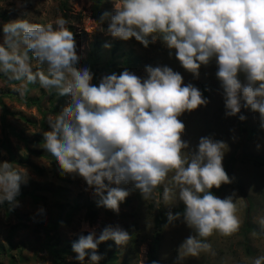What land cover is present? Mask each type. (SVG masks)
Listing matches in <instances>:
<instances>
[{
    "label": "clouds",
    "instance_id": "obj_1",
    "mask_svg": "<svg viewBox=\"0 0 264 264\" xmlns=\"http://www.w3.org/2000/svg\"><path fill=\"white\" fill-rule=\"evenodd\" d=\"M28 2L17 0V6L26 7ZM105 21L113 38H134L145 48L160 39L175 50L180 66L194 78H199L202 65L215 59L225 116L248 108L259 114L264 130V0H118L113 12L102 13L98 23ZM66 25L62 17L55 20V27L22 18L0 25V74L21 82L14 89L20 97L37 83L49 94L70 97L68 106L48 120L43 149L60 175L82 178L85 191L91 189L99 197L97 206L117 214L129 195L122 185L132 184L148 200L173 173L164 200L178 189L184 210L168 212L165 227L182 217L196 233L180 244L177 259L211 252L207 238L214 232L231 236L239 230L235 200L240 198L235 192L220 198L211 191L233 182L223 167L228 145L205 136L193 151L181 138L185 125L179 117L206 106L208 100L166 65H146L143 79L125 69L92 84L91 70L78 66L75 36ZM256 147L259 150L260 145ZM28 178L26 168L0 160V205L7 203L10 211L19 207L17 197ZM38 214L43 216L44 210L38 209ZM82 231L88 234L71 245L79 264L86 260L99 264L103 256L98 246L105 241L123 246L132 238L119 225L106 226L98 237L86 224ZM252 264H264V256Z\"/></svg>",
    "mask_w": 264,
    "mask_h": 264
},
{
    "label": "rangeland",
    "instance_id": "obj_2",
    "mask_svg": "<svg viewBox=\"0 0 264 264\" xmlns=\"http://www.w3.org/2000/svg\"><path fill=\"white\" fill-rule=\"evenodd\" d=\"M118 0H29L26 7H18L17 0H0V25L16 19H27L33 23H53L64 18L67 26L75 31L76 49L81 68L94 70L86 61L97 57L96 74L91 81L98 84L101 77L127 69L135 75L146 78V65L168 66L183 76L184 84L191 83L208 100L206 106L184 112L179 119L185 125L182 139L195 150L201 137L210 136L224 141L228 148L224 153L223 167L233 182L211 189L220 198L235 192L239 230L231 236L217 232L207 238L211 252H201L198 257L178 260V248L189 236L196 235L182 221L164 227L158 246V264H252L254 258L264 256V238L253 230L264 228V164L257 161L264 158V130L259 126V114L242 107L246 119L238 122L237 116L226 117L222 89L215 73V59L209 65L201 66L199 78L185 71L175 58V50H169L160 39L149 48H144L134 38L127 41L107 34L108 21L99 24L104 12H113V3ZM118 42L119 49L113 54L111 48ZM109 45V47H105ZM132 49L143 58L142 66L125 64L123 53ZM169 51L172 55L169 56ZM33 70L36 62L33 60ZM244 79V78H243ZM242 79V81H243ZM20 81L7 82L0 78V160L13 162L28 170V181L22 184L25 194L18 199L19 207L0 209V264H56L47 244V236L57 235L59 246H66L69 252L64 258L67 264H79L70 247L88 225L98 237L108 225H119L129 232L128 244L116 245L115 257L108 264H146L150 243L154 236V222L159 214L167 218L168 212L180 203L178 189H173L172 198L164 200L165 186L172 187L169 173L164 184L157 187L150 199L144 200L132 184L122 185L128 192L120 204L119 213L98 207L99 197L89 189L82 178L75 175H60L59 167L43 149V133L49 130L48 120L70 103V97L57 96L40 85L31 84L24 98L14 90ZM201 90V89H200ZM205 92V93H203ZM35 137H41L35 141ZM9 143L11 152L3 143ZM260 148L257 150L256 145ZM40 151L43 155H37ZM188 151V150H186ZM36 199V200H35ZM93 201L97 217H87L85 201ZM44 215L38 214V209ZM63 222V226H61ZM167 225V224H166ZM199 238V237H198ZM84 264H90L85 261Z\"/></svg>",
    "mask_w": 264,
    "mask_h": 264
},
{
    "label": "trees",
    "instance_id": "obj_3",
    "mask_svg": "<svg viewBox=\"0 0 264 264\" xmlns=\"http://www.w3.org/2000/svg\"><path fill=\"white\" fill-rule=\"evenodd\" d=\"M73 33L74 36H76L74 29L71 26H67ZM141 45V44H140ZM142 46V45H141ZM152 46V43L149 44V47ZM145 48V47H144ZM119 49V43L116 42L113 47L111 48V52L114 54L117 50ZM93 57L91 58L90 62L86 61V63L92 67V70H94V78L97 76L96 74V67L95 65L97 64V57H94V52L92 53ZM124 57H125V64L129 65V66H135V67H139L142 66L143 64V58L140 55H137L134 53V51L132 49H129L127 51H125L123 53ZM84 63V61H79L78 66L80 67L82 64ZM0 78H2L3 80L7 81V82H13V81H8L6 79V77H4L2 74H0ZM243 79V75H241V80ZM201 89V90H200ZM200 91H205L204 87L199 88ZM205 93V92H203ZM61 111H58L57 113H59ZM239 115H243L245 116L242 108H241V112L239 114H237V120L238 122H240L241 120H239ZM41 137H35V141H40ZM6 151L10 150L9 147V143L7 144L6 142L3 143L2 145ZM35 153L37 155H43V153H41L40 151H35ZM260 164H264V158H258L257 161ZM25 194V192L22 190V187L20 189V195L17 197H21ZM36 200V199H35ZM93 201H85V207L87 208V217L90 220H94L97 217V211L96 209L93 208ZM9 205L7 203L0 205V209L4 208V207H8ZM184 210V205L182 202H180L177 207L174 209L173 214L179 212V213H183ZM167 218H163L161 216V214L158 215V217L155 218V222H154V236H153V240L150 243V247H149V251H148V255H147V260H146V264H152V261H158V246H159V240L162 237L163 234V230L165 225L167 224ZM257 235L261 238H264V228H257L255 227L253 229ZM47 244L48 246H50V251L51 254L54 257L55 263L56 264H67L64 256L65 254H67L69 252V249H67L66 246H59L60 244V239L57 235L54 236H47ZM70 250L72 252V248L70 247ZM116 245L114 244V241L112 240H108L105 241L103 243H101L98 246V253L101 254L103 256V259L99 262V264H108L114 257H115V253H116ZM11 264H16L13 260H11Z\"/></svg>",
    "mask_w": 264,
    "mask_h": 264
}]
</instances>
